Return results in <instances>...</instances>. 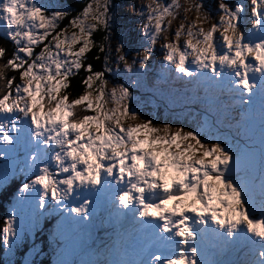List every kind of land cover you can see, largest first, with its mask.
I'll return each mask as SVG.
<instances>
[{"label": "snow or ice", "instance_id": "snow-or-ice-1", "mask_svg": "<svg viewBox=\"0 0 264 264\" xmlns=\"http://www.w3.org/2000/svg\"><path fill=\"white\" fill-rule=\"evenodd\" d=\"M110 7L111 0H87L72 15L36 0H0V33L13 44L10 55L0 47V161H7L0 187L10 176L23 177L0 230L3 246L43 230L50 218V241L63 251L59 245L91 221V197L106 195L111 215L131 216L144 243L129 252L117 241L118 259L88 264H215L206 258L213 242L259 249L248 264H264V0H249L247 8L219 0V21L207 29L197 24L211 20L202 0H185V16L162 44L157 80L191 85L183 90L191 93L186 104L173 113L179 127L143 116L147 102L132 89L152 91L145 79L150 46L178 20L180 0L136 9L145 22L135 55L122 44L109 46ZM81 71L82 94H62ZM105 73L128 75L109 88ZM168 104L177 107L171 97ZM26 203L40 209L27 225L16 216Z\"/></svg>", "mask_w": 264, "mask_h": 264}, {"label": "rangeland", "instance_id": "rangeland-1", "mask_svg": "<svg viewBox=\"0 0 264 264\" xmlns=\"http://www.w3.org/2000/svg\"><path fill=\"white\" fill-rule=\"evenodd\" d=\"M60 0H36L38 4H45L49 7V9L58 8L60 10L63 9V6ZM127 4L123 7L115 9L114 6L111 5L110 7V14L113 16V21L109 30L110 34V41L109 46L113 49L118 45H123V50L125 52H129L130 55H135V52L131 51L132 47H139L140 43L143 41V34H142V25L145 22L141 19L140 16L136 14V9L139 8L141 5H146L150 2V0H127ZM165 4L169 3L170 0H163ZM205 11L208 12L211 16V20L208 24L200 25V22L197 21L198 26H202L205 29L210 27L211 23L219 21V12H218V3L219 0H202ZM225 2L229 4L234 3H241L246 8L249 4V0H225ZM182 5L179 17L177 21H173L171 28L169 29V33H162L160 39L154 46H150L152 50V55L149 58L147 63V73L145 79L150 81L149 87L152 91H142L136 88H133V94L137 98L143 97V99L147 102L146 106L142 108L143 116H152L157 124H162L164 121H169L172 127H179L181 126L180 120H177L173 113H179L181 108L179 105H185V97L191 95V93H185L183 90L185 87H191V85H184L183 82H174L169 79L167 82L161 80L157 83L160 74V65L163 60L165 49L162 48V44L165 43V36H168V39L171 40L170 33L174 32L175 29L178 27L179 19L185 16L183 6L185 0H180ZM196 13L190 12L187 14V21L191 22L195 19ZM167 25V21H165ZM249 28L251 24L247 25ZM198 30V28H197ZM3 34V33H2ZM219 36V33L215 34ZM179 43H183V38ZM143 51V48L139 49ZM39 51V50H38ZM37 51V52H38ZM113 60L115 59V52L111 53ZM192 59L191 56L188 57L190 61ZM112 73H116L117 65L112 63ZM122 70L123 65L119 66ZM174 72V68H173ZM128 74H110L108 73L107 79L109 84L107 87H113L117 84H124L126 82V77ZM135 78V77H133ZM20 83H23L22 81ZM130 83V81H128ZM173 89H179V92L173 93ZM69 89L63 90L62 94L68 92ZM14 95V94H13ZM172 98L177 105L176 108H170L168 104L169 98ZM153 101L155 106H153ZM135 107V103H133ZM112 107L110 103L105 104V108ZM190 107V105H189ZM82 108L76 106L74 108V112L80 114ZM182 119V117H181ZM134 123V122H133ZM187 123V121H184ZM7 161H0V164H5ZM17 177V176H16ZM14 177H9L4 185H7L10 180ZM20 180L16 183L14 187V194L11 197L9 203H11L10 212L8 216H4L3 220V227L5 226L4 221L10 218L12 214V210L14 205L16 204V197L19 193V187L21 186V182L23 177L19 176ZM3 185V186H4ZM2 186V187H3ZM0 187V198L3 195V188ZM92 203V217L91 221L88 223L86 228H82L79 232L71 233L68 240L63 244L60 245V248L63 251H59V256L62 254L64 259H67L72 262V264H88L91 261H100L104 260L107 261L109 259L116 260L119 258L116 249V239H120V250L123 251L127 249L129 252H138L141 246L144 243L143 238L141 237L140 233L138 232L135 225H130V233H129V240L124 237V231H126L125 223L123 219L114 218L112 215L105 214L107 208H111L112 211V204L109 200L108 196L100 195V196H93L91 197ZM78 203V202H77ZM167 207H171V204L167 205ZM0 209L3 210V206L0 205ZM38 206L33 208L31 203H26L22 208H18L16 212V216L18 221L20 218H23L25 225L30 222L32 213L39 212ZM4 213V211H2ZM153 215H156L153 213ZM167 215V213H165ZM187 215V213H186ZM126 220V219H125ZM55 221V220H54ZM122 221L121 223H118ZM126 222H128L126 220ZM2 227V229H3ZM134 228V229H133ZM25 235H28L31 242H34L35 237L34 233L28 234L27 231ZM215 246L210 244L207 247V255L206 258L215 262V264H248L251 260H258L259 259V249H256L254 252L251 251L248 247H224L223 245L213 242ZM31 250L28 253L30 259L35 254V249L39 248V243L30 247ZM6 249L5 255L8 257L9 260L13 261L16 257V249L17 243L11 249ZM155 250V249H153ZM239 253H242L239 257ZM25 258L24 264L26 262ZM42 260H44L42 258ZM58 259H56L57 261Z\"/></svg>", "mask_w": 264, "mask_h": 264}, {"label": "trees", "instance_id": "trees-1", "mask_svg": "<svg viewBox=\"0 0 264 264\" xmlns=\"http://www.w3.org/2000/svg\"><path fill=\"white\" fill-rule=\"evenodd\" d=\"M63 2V9L68 11L70 14L74 15L76 12H78L83 5L87 2V0H62ZM125 4V0H111V5L112 6H122ZM67 23V21H61V26H64ZM94 39L99 40V34H94L93 36ZM0 47H4L7 49L8 54L10 55L12 50H13V44L9 40H5L0 36ZM95 51V50H93ZM7 57H5L6 59ZM89 62L92 63L94 69L96 70H102V62L101 61H96L92 59V54H89ZM7 75L16 76V81H18L19 76L18 73H13L9 71ZM85 75L82 71L71 78L70 84L71 87L69 88V91L67 94L70 95V98L77 97L78 95L82 94L83 89L82 86L80 85V80L81 78ZM107 77V73H105V78ZM15 81V82H16ZM82 113L81 115H83ZM91 114V113H89ZM3 206V211H0V230H2L3 227V220L4 216L8 214V208L6 206V203H0ZM52 226L51 219H45L43 223V230L38 231V229L35 231L37 234V239L34 240V242H31L30 238L28 235H25L23 239L17 241V249H16V257L13 261L9 260L8 257H6L5 252L6 249L3 246L2 240H0V264H24L25 258L26 259L25 264H53V260L51 259V255L57 254L56 251L58 247L56 246L58 243H52L50 241V229L49 227ZM37 240L40 244V251L35 249V254L34 256L30 259L28 252L30 251V245L31 244H36ZM33 246V245H32ZM59 257V255H58ZM42 258L44 260H42Z\"/></svg>", "mask_w": 264, "mask_h": 264}, {"label": "bare ground", "instance_id": "bare-ground-1", "mask_svg": "<svg viewBox=\"0 0 264 264\" xmlns=\"http://www.w3.org/2000/svg\"><path fill=\"white\" fill-rule=\"evenodd\" d=\"M105 214L107 215H111V208H107V210L105 211ZM131 216H129L130 218ZM124 220V219H123ZM127 239L129 240V233H128V236H127ZM116 241H119L120 242V239H116ZM242 253H239V257L241 256Z\"/></svg>", "mask_w": 264, "mask_h": 264}, {"label": "clouds", "instance_id": "clouds-1", "mask_svg": "<svg viewBox=\"0 0 264 264\" xmlns=\"http://www.w3.org/2000/svg\"><path fill=\"white\" fill-rule=\"evenodd\" d=\"M114 8L116 9V8H117V6H114Z\"/></svg>", "mask_w": 264, "mask_h": 264}]
</instances>
